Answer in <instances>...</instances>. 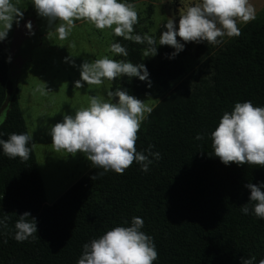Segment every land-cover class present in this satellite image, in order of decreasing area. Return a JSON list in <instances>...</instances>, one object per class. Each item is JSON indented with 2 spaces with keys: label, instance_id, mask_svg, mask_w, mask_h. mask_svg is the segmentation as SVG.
I'll use <instances>...</instances> for the list:
<instances>
[{
  "label": "trees",
  "instance_id": "obj_1",
  "mask_svg": "<svg viewBox=\"0 0 264 264\" xmlns=\"http://www.w3.org/2000/svg\"><path fill=\"white\" fill-rule=\"evenodd\" d=\"M201 43V65L162 100L137 133L138 151L152 145L160 153L147 172L133 162L123 174L92 179L102 171L93 168L48 206L32 142L26 161L0 153V219L7 216V228L0 227V264H76L84 243L134 216L143 219L142 231L153 238V264L264 259V220L251 214V203L249 214L240 210L249 202L245 185L264 182V167L225 166L212 155L210 139L221 115L236 102L264 106V15L226 44ZM4 50L0 42V118L5 112L0 139L6 140L13 132L29 133ZM172 52L142 58L130 46L126 61L144 63L149 79L172 80L182 74L178 54L168 58ZM132 81L135 91L145 88L139 79ZM198 133L200 140L195 139ZM25 212L36 219L37 233L16 242L14 223Z\"/></svg>",
  "mask_w": 264,
  "mask_h": 264
},
{
  "label": "clouds",
  "instance_id": "obj_2",
  "mask_svg": "<svg viewBox=\"0 0 264 264\" xmlns=\"http://www.w3.org/2000/svg\"><path fill=\"white\" fill-rule=\"evenodd\" d=\"M37 15L45 18L53 28L57 39L65 40L72 32L74 22L83 20L97 30L110 29L115 36L145 44L143 55L157 54V46L167 45L174 49L168 55L174 58L184 50L185 43L204 42L217 46L225 38L238 37V25L256 18V9L251 0H184L183 10H179L178 26L174 18H167L159 37L145 33L134 34L138 14L133 3L128 0H31ZM181 3V0H180ZM22 12L13 0H0V42L7 37L14 20L19 23ZM29 30L31 23L25 25ZM51 33L48 32L47 36ZM177 37L180 39L178 40ZM183 43H182V42ZM113 56L126 57L127 50L119 42L110 43L107 50ZM11 62V57L8 58ZM80 80L74 82L75 89L83 83L100 86L117 77L138 78L150 87L149 72L144 63L133 64L126 60H116L108 55L84 61L79 67ZM44 83V82H43ZM45 84V83H44ZM43 94V90H40ZM152 112V106L117 88L107 91L105 96L92 95L86 107L75 110L74 114L63 115L49 129L51 147L55 152L77 153L90 162L97 176L114 172L123 174L133 162L142 172H147L154 160L160 159L159 152H153L152 145L138 151L135 147L141 124ZM197 134L195 139H202ZM212 155L225 166L256 165L264 167V106H256L251 101L236 102L231 111H225L210 133ZM33 134L11 133L0 139V153L9 159L19 158L22 162L29 158V143ZM35 147V143H32ZM250 191L249 202L240 207L243 214H251L264 220V182L247 183ZM14 223L12 238L24 242L37 233V222L30 213L18 216ZM31 217V219H26ZM7 216L0 219V227L7 228ZM144 221L132 217L125 225H118L105 231L97 238L84 243L76 264H153L157 251L151 235L142 231ZM7 241H5L6 243ZM241 264H264V259L242 258Z\"/></svg>",
  "mask_w": 264,
  "mask_h": 264
},
{
  "label": "rangeland",
  "instance_id": "obj_3",
  "mask_svg": "<svg viewBox=\"0 0 264 264\" xmlns=\"http://www.w3.org/2000/svg\"><path fill=\"white\" fill-rule=\"evenodd\" d=\"M128 2L134 4L138 14L134 34L147 33L158 38L160 33L166 30L163 24L167 18H174V23L178 26L179 10H183L184 0H181V3L180 0H128ZM251 2L256 9L255 19L262 17L264 0H251ZM13 3L22 12V17L18 18L19 23L14 20L7 37L2 41L4 52L8 56L13 32L25 18L33 17L39 28V45L34 48L35 50L33 49L29 60L22 66L20 76L15 79L10 77V79L18 91L28 133L30 136L33 134L32 143H35L33 148L43 181L45 201L46 205L51 206L93 169L81 153L72 156L65 152H55L52 149L49 135L52 125L61 122L63 115H72L76 109L86 107L92 95L103 97L107 91H114L117 88L126 90L137 99L144 100L152 106L153 111L176 86L198 69L204 57L198 52L199 44L185 43L184 50L178 54L182 74L172 80L150 79L151 86L149 87L144 82L145 88L140 92L130 86L129 83L133 82L132 78L129 79L126 76L117 77L100 86H87L82 82L83 86L75 89L74 82L80 80L79 67L82 62H91L104 55L116 60L128 59V55L126 57L113 56L112 53L107 52L110 43L125 42L128 45L122 46L127 50H130V46L133 50H139L142 58H160L174 49L167 45H158L157 54L153 57L151 54L146 57L143 55L145 44L115 36L110 29L97 30L83 20L75 21L71 34L65 40H59L55 36L54 26L51 28L45 18L37 15L31 0H13ZM248 23L238 25L239 30ZM48 32L51 34L47 36ZM177 39L180 38L177 37ZM229 39L225 38L222 44H226ZM200 45L202 46L203 43ZM40 90H43V94ZM1 116L0 122L4 120L5 112Z\"/></svg>",
  "mask_w": 264,
  "mask_h": 264
},
{
  "label": "water",
  "instance_id": "obj_4",
  "mask_svg": "<svg viewBox=\"0 0 264 264\" xmlns=\"http://www.w3.org/2000/svg\"><path fill=\"white\" fill-rule=\"evenodd\" d=\"M28 22L31 23L30 30L25 26ZM39 43V28L36 20L33 17L25 18L14 30L9 47L10 77L12 79L20 76L22 66L29 60L31 52Z\"/></svg>",
  "mask_w": 264,
  "mask_h": 264
},
{
  "label": "crops",
  "instance_id": "obj_5",
  "mask_svg": "<svg viewBox=\"0 0 264 264\" xmlns=\"http://www.w3.org/2000/svg\"><path fill=\"white\" fill-rule=\"evenodd\" d=\"M53 34V33H52ZM38 48V47H37ZM35 50V49H34Z\"/></svg>",
  "mask_w": 264,
  "mask_h": 264
}]
</instances>
